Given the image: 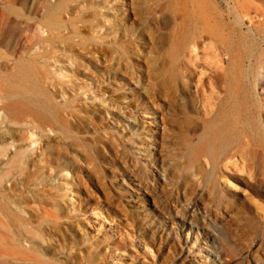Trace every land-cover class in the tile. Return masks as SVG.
Returning a JSON list of instances; mask_svg holds the SVG:
<instances>
[{"label":"rangeland","instance_id":"rangeland-1","mask_svg":"<svg viewBox=\"0 0 264 264\" xmlns=\"http://www.w3.org/2000/svg\"><path fill=\"white\" fill-rule=\"evenodd\" d=\"M47 263L264 264V0H0V264Z\"/></svg>","mask_w":264,"mask_h":264},{"label":"bare ground","instance_id":"bare-ground-1","mask_svg":"<svg viewBox=\"0 0 264 264\" xmlns=\"http://www.w3.org/2000/svg\"><path fill=\"white\" fill-rule=\"evenodd\" d=\"M222 131V130H221ZM212 140L214 141V142H216L217 144H218V147H219V149H222L223 151L227 148V143H226V140H225V138H224V136H221V134L219 133V131H218V128H216V131H215V133H214V131H213V134H212ZM260 215V214H259ZM13 242V241H12ZM11 245V244H10ZM9 245V246H10ZM13 245V244H12ZM20 245V244H19ZM33 249H35V248H33ZM31 250V249H30ZM50 263V262H49ZM48 264V263H47Z\"/></svg>","mask_w":264,"mask_h":264}]
</instances>
